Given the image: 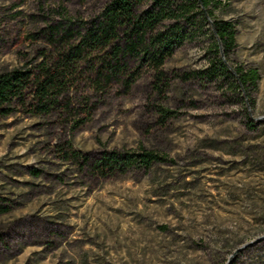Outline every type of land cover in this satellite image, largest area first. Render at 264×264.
Returning a JSON list of instances; mask_svg holds the SVG:
<instances>
[{
	"label": "rangeland",
	"instance_id": "1",
	"mask_svg": "<svg viewBox=\"0 0 264 264\" xmlns=\"http://www.w3.org/2000/svg\"><path fill=\"white\" fill-rule=\"evenodd\" d=\"M15 1L0 0V70L33 68L54 51L42 30L76 32L110 0ZM221 2L237 29L231 60L261 76L246 105L229 83L176 77L207 64L195 36L167 81L130 57L127 74L99 77L94 55L70 87L72 115L0 119V264H264V0ZM61 141L91 160L142 149L163 160L97 177L64 161Z\"/></svg>",
	"mask_w": 264,
	"mask_h": 264
},
{
	"label": "trees",
	"instance_id": "2",
	"mask_svg": "<svg viewBox=\"0 0 264 264\" xmlns=\"http://www.w3.org/2000/svg\"><path fill=\"white\" fill-rule=\"evenodd\" d=\"M21 1L16 0L15 5ZM145 3L148 8L143 10ZM221 4V0H110L88 24L79 26L77 33L65 31L62 25L49 26V32L42 30L39 34L54 51L41 49L42 60L33 68L0 70V119L17 112L47 118L61 113L72 115L70 87L84 61L94 55L102 63L99 77L104 76V71L109 79L127 74L130 57L143 58L157 71L158 82L167 81L165 65L195 36L208 42L207 64L203 69L176 77L184 83L210 81L219 87L229 83L246 105L258 90L261 76L257 68L234 64L231 60L237 29L233 21L216 14ZM79 123L76 120L74 127ZM55 147L64 161L103 178L117 172L148 173L163 160L146 149L132 153L104 152L91 160L77 151L71 141H61ZM9 211L10 206L0 204V216Z\"/></svg>",
	"mask_w": 264,
	"mask_h": 264
}]
</instances>
